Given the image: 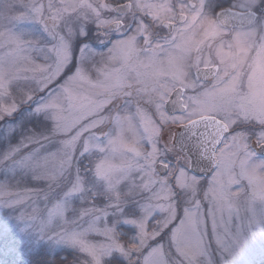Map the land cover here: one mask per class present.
I'll list each match as a JSON object with an SVG mask.
<instances>
[{
    "label": "snow or ice",
    "instance_id": "snow-or-ice-1",
    "mask_svg": "<svg viewBox=\"0 0 264 264\" xmlns=\"http://www.w3.org/2000/svg\"><path fill=\"white\" fill-rule=\"evenodd\" d=\"M0 264H264V0H0Z\"/></svg>",
    "mask_w": 264,
    "mask_h": 264
}]
</instances>
